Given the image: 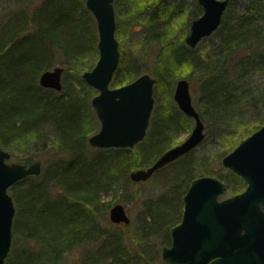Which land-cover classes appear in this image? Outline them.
Listing matches in <instances>:
<instances>
[{"label":"trees","instance_id":"16d2710c","mask_svg":"<svg viewBox=\"0 0 264 264\" xmlns=\"http://www.w3.org/2000/svg\"><path fill=\"white\" fill-rule=\"evenodd\" d=\"M27 1L17 0L16 9L7 15L4 23H0V147L12 149L20 143L29 147L39 146L45 152L44 163L48 167L44 173L28 175L17 182L29 177L32 180L30 185L13 195L16 205L22 207L19 212L24 217L19 221L20 214L17 213L14 230L22 232L26 246L16 254L9 253L5 264H60L68 251L93 238L91 228L96 215L106 216L109 205L99 201L100 191L110 189L115 183L128 184L131 181L129 172L136 166L149 165L171 147L175 143L177 129L188 128V122L181 113V117L178 113L179 116L173 118L169 109L161 111L160 115L153 109L149 135L135 146L86 151L85 140L91 130L87 131L80 119L79 104L93 94L92 87L83 85L81 90L73 92L62 84V91L57 92L41 87L38 76L48 69L56 50L69 60L79 59L86 50L96 48L97 31L93 17L83 0H41L33 8L23 5ZM122 1L127 3L126 0H115L114 3L118 15ZM130 2L132 5L138 0ZM74 3L81 7L78 15L72 14L71 5ZM154 3L142 1L137 8L127 4L132 13L154 7L146 20L148 27L152 28L157 21L155 15H159L164 7L162 3L155 7ZM201 12L199 5L196 11H190L187 25ZM82 14L86 18H81ZM121 27V22H118L116 35L119 41ZM170 36L166 29L160 38H165L166 49L156 67L153 95L157 97L160 91L171 94L179 77L178 70L185 67L190 82L198 88L199 100L216 118L246 100L249 106L259 104L262 107L260 119L246 125L248 132L264 124V0H229L220 25L209 35L214 37V41L203 57L194 56L191 53L194 47H189L182 39L170 40ZM66 60L62 65L67 63ZM140 74V66L127 61L121 49L119 64L111 80L113 86L127 83ZM49 121L54 124L56 144L53 147L51 141L43 136L45 124ZM168 134H171L170 139L159 145L157 138ZM52 150L65 152L67 158L62 157L55 162L46 160ZM34 161L31 157L19 158V162ZM186 162L187 168L180 183L177 180L175 184L181 192L193 177L190 160ZM228 173L237 177L230 170ZM50 182L57 190L55 194L48 195L45 189ZM17 183L11 187L14 189ZM168 198L160 196L146 209L148 222L133 233L136 242L133 250L137 254H128L121 234L115 232L117 238L105 256V259L110 258L106 263L128 264L127 260L132 258L136 259L135 262L144 260L146 256L137 243L144 244L149 236L170 243L169 230L177 223L181 209L175 211L173 217L156 212L168 208L165 202ZM162 201L166 205L157 209V204ZM160 216L166 219H160ZM158 231H164L165 235L156 233Z\"/></svg>","mask_w":264,"mask_h":264},{"label":"water","instance_id":"95a60500","mask_svg":"<svg viewBox=\"0 0 264 264\" xmlns=\"http://www.w3.org/2000/svg\"><path fill=\"white\" fill-rule=\"evenodd\" d=\"M196 1L202 12L191 20L184 38L189 47H195L218 28L229 2ZM85 6L96 22L98 58L82 78L97 90L90 102L100 123L88 143L96 148L132 147L146 134L154 106L155 78L144 72L127 83L110 86L120 60L113 0H85ZM62 72V66L42 71L39 85L60 91ZM173 99L181 112L193 119L190 133L149 166L130 171V180H146L203 140L204 124L192 104L186 78L177 79ZM10 156L0 147V264H5L10 251L15 213L8 189L24 177L41 172L40 160L30 164L9 162ZM221 165L241 177L244 191L220 198L227 188L223 181L211 175L194 177L182 197L181 220L169 230L170 244L160 249L166 264H264V211L260 206L264 201V124L226 153ZM109 219L113 223L130 222L121 203L109 208Z\"/></svg>","mask_w":264,"mask_h":264},{"label":"rangeland","instance_id":"374dc122","mask_svg":"<svg viewBox=\"0 0 264 264\" xmlns=\"http://www.w3.org/2000/svg\"><path fill=\"white\" fill-rule=\"evenodd\" d=\"M39 1L41 0H28L27 2H23V5L28 4V8H33L34 5ZM126 1L131 5L130 0ZM142 1L144 3L155 1V7H157L159 3H162L164 6L162 8L163 10L159 12V15H155L157 21L152 26V28L148 27L146 20L154 7L149 6L147 7L146 11L132 13L130 11V7H128V4L125 1H122V3L119 5L121 10L119 15L116 13L114 7L116 26L118 22H121L122 25L120 30V41L119 37L116 35V29L115 36L118 40L120 54L122 49L124 51V57L126 60L130 61V63L134 62L138 64L140 66L141 73L147 72L151 76L155 77L156 67L161 60L160 57L162 52L164 53V50L166 49L165 42L163 43L165 38L160 39L163 37L164 31L167 29V31L171 33L170 40L177 41L182 39L184 41L185 36L189 32L190 26V22L189 25H187L188 21L186 22L187 16L190 11L193 12L197 10L198 3L196 0H138V2L132 3V8L139 7ZM83 3L85 5V0H83ZM114 3L115 0H113V6ZM17 4V0H0V23H4L6 21L7 15L16 9L18 6ZM71 6L73 12L72 14L76 13L78 15V11L81 8L79 3H74ZM89 14L93 17L90 11ZM80 17L86 18V15L82 14ZM93 20L96 28L94 17ZM151 35L158 36V38H145ZM213 41V36L205 37L199 41L191 53L194 54V56L203 57L209 50ZM97 58L98 50L96 41V48L93 49L92 47L89 50H86L79 59L69 58V60H66V58L56 50L52 55V60L48 66V69H52L54 66H61L65 59V62L67 63L62 65V67H64L62 72V84L64 87L68 86L71 88L73 92H77L81 90V86H89L83 80L82 73L85 70H89V67H93ZM60 63L61 65H59ZM186 70L187 69L185 67L180 68L177 72L179 76L177 79L186 78L189 81V90L192 104L202 115L201 117L205 127V137L203 141L196 148H194L189 155H187V158L190 159L191 163V175H211L226 183L227 190L221 196L224 198L233 193V191L241 189L243 184H241V181L238 179V177H232L231 174L228 173L229 170L221 165L220 159L224 154L236 146L240 140L250 134L246 125L253 124L260 119L261 114L259 110H261L262 107L259 104H256V107L249 106L247 103L248 101L245 100L240 106L233 107L228 110L224 116L216 118V115L213 114L212 111L210 112L206 109L204 102L199 100L198 88L196 84L190 82L189 77H187L188 71ZM177 79L172 86L171 94H169L167 91H160L157 97L154 95L155 100L153 108L157 115H160L161 111L163 113L169 109L171 110V115L173 118L178 117V113H181L183 118L187 120L185 121L188 122V128L181 127L177 129L178 133L177 135L174 134L175 143L173 145L179 143L187 135L188 131L192 129L194 124L192 118L187 117L179 110L176 102L173 99V92ZM123 80L125 79L123 78ZM113 85L114 84L111 82V87L119 86ZM92 89L93 94L88 99H82L79 104V108L81 117L80 119H82L86 130H91L88 133L87 139L85 140L87 147L84 149H86V151L88 150L90 152H95L99 148L91 146L88 143V137L91 134L97 132L100 126L99 120L90 102L92 96L97 93V90L94 88ZM61 91L62 89L57 92ZM53 128V122L49 121L45 124V130L43 132L44 139L48 140L49 142L51 141L50 143L52 144V147L56 144L54 143L55 133ZM149 130L150 128L148 129V132ZM156 130L157 127L153 130V132ZM170 137L171 134L166 136L160 135V137L157 138L158 144L163 145L167 139H170ZM6 150L11 154V157L8 160L9 162H19L20 157H31L34 158V160L41 161L42 173H44L46 167H48V165L46 166L44 163L43 156L45 155V152H42L39 146L29 147V145H21L20 143V145L17 144L16 146H13L12 149L6 148ZM49 155L50 156L47 157L46 160H51V162H55V160H59V158L61 159L62 157L65 159L67 158L65 152H54L52 150ZM186 163V159L176 160L156 170L153 176L145 182L130 181L128 184L125 182H122V184L115 183L110 189L101 190L99 201L109 205V208L115 203L123 204L126 209V213L130 217V222L125 225L123 223L113 224L109 220V208L106 211L105 217H98L96 215L92 225L93 227L91 228L93 238L77 244L71 251H68L60 264H110V262L106 263V261H110V258L105 259V256L107 253H109V251L112 250L113 242L117 238L115 236L116 234H114L115 232L121 234V241L123 242L127 253L137 254L133 250V247L136 245L133 233H135L140 225L148 222V217L146 214V209L148 206L153 205L155 202H157V199L160 196L164 195L165 197H169L168 201H165L169 206L165 210L159 209L156 212H164L165 215L169 217L172 216L175 211L181 209L182 200L179 196L185 192L184 190H186L185 188L187 187H185L181 192V188H176L175 184L177 180H179L178 184L180 183V178L182 177V174H184L183 171L187 168ZM24 164L29 163L25 162ZM147 166L148 165L141 167L136 166L134 169L145 168ZM223 177H226L227 179ZM29 182H32L30 177L26 178L23 182H16L17 187L14 189L12 187L8 189L9 194L12 196L15 207L12 224L11 246L9 251L10 254H16L26 246V241L24 242L23 240L22 232L19 229L14 230V221L17 213L20 214L19 221L24 219V217L20 213L23 209L21 206L18 207L16 205L13 195L26 188L27 185H30ZM52 184L53 183L51 182L48 183L45 189V192L48 195L50 193L55 194V191L57 190V187ZM184 184H186L185 181ZM165 202L160 204L158 203L156 208H162L164 205H166ZM148 211L151 212L150 209H148ZM160 219L165 220L166 217L160 216ZM156 233H161L162 236L165 235L164 231H158ZM169 244L170 243H168L166 240L164 241L162 239L149 236L144 244L137 243L138 246L141 245L140 249L144 252L146 258L137 262H135V258H132L131 260H127L128 264H164L160 257V249L163 245ZM103 258L105 259L104 261Z\"/></svg>","mask_w":264,"mask_h":264},{"label":"flooded vegetation","instance_id":"af4514ba","mask_svg":"<svg viewBox=\"0 0 264 264\" xmlns=\"http://www.w3.org/2000/svg\"><path fill=\"white\" fill-rule=\"evenodd\" d=\"M149 128H150V123H149V125H148V128H147V131H146V134H145L144 138L148 135L147 133H149V132H148V129H149ZM190 131H191V130H190ZM190 131H188L187 135H186L181 141H183V140L188 136V134L190 133ZM177 132H178V130H177ZM204 137H205V132H204ZM144 138H143V139H144ZM143 139H142V140H143ZM203 139H204V138H203ZM181 141H180V142H181ZM202 141H203V140H202ZM202 141H201V142H202ZM180 142H179V143H180ZM201 142H200V143H201ZM200 143H199V144H200ZM177 144H178V143H177ZM199 144H197L195 147H193L191 150H189L188 152L184 153L183 155L177 157L174 161H176V160H184V159H186V160H190V159L187 158V155H189V154L192 152V150H193L194 148H196ZM134 146H135V145H134ZM132 147H133V146H132ZM130 148H131V147H130ZM161 153H162V152H161ZM161 153H160V154H161ZM160 154H159V155H160ZM159 155H158V156H159ZM158 156H157V157H158ZM223 156H224V155H223ZM223 156H222V157H223ZM157 157H156V158H157ZM222 157H221V159H222ZM156 158H155V159H156ZM155 159H154V160H155ZM221 159H220V160H221ZM172 162H173V161H172ZM170 163H171V162H170ZM159 169H160V168H159ZM227 169H228V168H227ZM228 170H230V169H228ZM230 171H231V170H230ZM232 172H233V171H232ZM233 173H234V172H233ZM153 174H154V173H153ZM153 174H152L149 178H147L146 180H144V181H136V182H145V181L149 180V179L153 176ZM235 174H236V173H235ZM236 175H237L238 179L241 181V184H243V187H242L241 189H237V190L233 191V193H231L230 195H228V196H226V197H229V196H233V195H235V194H238V193L244 191V189H245V186H246V185L243 183L241 177H240L238 174H236ZM197 176H200V175H197ZM128 177H129V174H128ZM194 177H196V176H193L192 178H190V181H191ZM129 179H130V178H129ZM131 181H132V180H131ZM133 182H135V181H133ZM189 184H190V182L188 183V186H189ZM225 184H226V183H225ZM188 186H187V188H188ZM226 186H227V184H226ZM187 188H186V190H187ZM186 190H185V191H186ZM226 190H227V188H226ZM226 190H225V191H226ZM184 193H185V192H183V194H182V196H181V200H182L181 213H180V216H179V220L177 221L176 224H178V223L180 222L181 217H182V210H183V199H182V197H183ZM220 198H221V197H220ZM222 198H223V197H222ZM224 198H225V197H224ZM260 206H261V209L264 211V201H262V202L260 203ZM127 215H128V214H127ZM129 218H130V217H129ZM109 220H110V219H109ZM110 221H111V220H110ZM111 222H112V221H111ZM112 223H113V222H112ZM113 224H119V223H113ZM173 226H174V225H173ZM169 236H170V235H169ZM170 241H171V239H170ZM162 261H163V260H162ZM163 263L166 264L164 261H163Z\"/></svg>","mask_w":264,"mask_h":264}]
</instances>
